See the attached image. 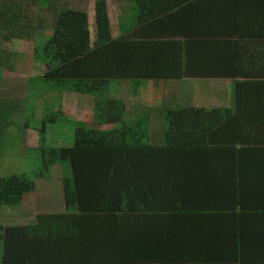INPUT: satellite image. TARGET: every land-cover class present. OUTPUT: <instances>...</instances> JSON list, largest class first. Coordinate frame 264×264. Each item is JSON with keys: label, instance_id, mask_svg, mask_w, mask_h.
Returning a JSON list of instances; mask_svg holds the SVG:
<instances>
[{"label": "trees", "instance_id": "trees-1", "mask_svg": "<svg viewBox=\"0 0 264 264\" xmlns=\"http://www.w3.org/2000/svg\"><path fill=\"white\" fill-rule=\"evenodd\" d=\"M24 1L0 0V41H35L33 70L39 75L32 76L34 80L40 77L58 90L94 97V112L84 120L67 118L60 109L41 120L35 114L29 119V114L25 124L20 115L15 116L18 113L14 98L0 100V159L11 140L12 125L18 145L20 134L27 129L38 132L39 147L35 152L41 158L33 175L0 177V211L4 206L22 205L35 192L36 180L49 178L54 166L63 169L65 209L58 214L39 215L41 227L33 237L28 227H13L11 234L18 235L21 230L19 235L31 243L46 238L50 246L49 263L45 264H71L65 256L71 249L79 250L82 243L65 232L79 218L115 224L121 216L153 215L164 219L169 215L208 213L215 217L235 212L238 194L262 190L259 182H264V140L259 130L246 129L259 115L244 112L248 109L243 105L246 99L239 89L241 84L233 90L235 108L174 106L158 114L151 113V107L134 114L114 87L126 82L128 95L136 98L135 93L146 80L182 78L179 41L139 39L128 34L135 24L160 20L197 0H130L129 15L125 24L120 23L119 34L113 28L108 0H97L96 44L88 10L58 6V0H26L25 12ZM42 11L51 14L50 24H44ZM41 28L49 33L40 38ZM30 83L31 79L29 88ZM11 112L12 123L8 119ZM139 114L142 118L133 121L138 122L135 127L127 125V116L132 119ZM161 120L165 133L162 144L157 145L161 136L158 140L150 130L153 121ZM41 121L42 125L36 127ZM55 123L75 128L74 146L47 147L49 127ZM227 123L234 128L235 145L214 146L213 134ZM253 175L260 177H247ZM212 221L217 230V221ZM0 227V264H27L8 262L7 235L11 230L3 232ZM96 231L105 235L101 226L95 227ZM107 264L127 263L117 258Z\"/></svg>", "mask_w": 264, "mask_h": 264}, {"label": "crops", "instance_id": "crops-1", "mask_svg": "<svg viewBox=\"0 0 264 264\" xmlns=\"http://www.w3.org/2000/svg\"><path fill=\"white\" fill-rule=\"evenodd\" d=\"M253 1L197 0L160 20L132 27L128 35L133 38H168L181 44L182 78L146 80L141 85L162 86V109L235 108L233 90L241 84L238 88L248 109L244 112L259 115L246 129L259 130L260 139L264 140V1ZM24 6L26 12V0ZM108 6L110 10L109 0ZM130 6L126 8L124 3L120 6L122 11L116 15L119 28L121 22L125 24ZM119 28H115V34L120 33ZM97 40L93 37V44ZM30 44L32 41L27 39L0 41V88H3L0 96L2 93L10 96L6 87L18 79L15 77L32 72L33 60L27 50ZM120 85L125 95L119 91V96L129 102L134 114L151 107L148 102L129 96L126 82ZM233 133V126L225 124L213 134V145H235ZM259 184L260 192L248 191L236 196L235 212L215 217L208 213L169 215L164 219L153 215L121 216L115 224L79 218L72 221L71 229L65 234L77 237L81 248L71 249L65 259L71 264H107L108 260L117 258L127 264H264V182ZM212 220L217 221V230ZM99 226L105 230L104 236L95 232ZM9 230L8 262L49 263L50 242L46 238L31 243L19 235L22 229L17 231L18 235H11L13 227Z\"/></svg>", "mask_w": 264, "mask_h": 264}, {"label": "rangeland", "instance_id": "rangeland-1", "mask_svg": "<svg viewBox=\"0 0 264 264\" xmlns=\"http://www.w3.org/2000/svg\"><path fill=\"white\" fill-rule=\"evenodd\" d=\"M96 2L97 0H58V6H71L79 7L86 9L90 12L91 24L93 37L98 39V26H97V17H96ZM110 3V17L112 23H114L113 28L115 30L119 27L117 26L120 20L117 19L116 15L122 10L120 6L123 5L127 8V5H130V0H109ZM42 19L44 24L47 25L51 22V14L45 11L41 12ZM37 22L40 23V12ZM39 37L47 35L49 31L40 29ZM117 31H115L116 33ZM27 50L31 52V60L34 58L35 52V41H32ZM4 53L1 52L3 57ZM20 54H17L19 57ZM21 60L24 61L22 56ZM3 73V71H2ZM39 72L32 69V72L27 75H22L21 77H15L17 80L12 82L11 85H8L6 88L8 90L7 94L0 96L1 99H11L14 98L17 102L15 104L17 113L15 116L20 115L21 121L26 123V120L29 117H33L34 114L37 117V120L43 119L47 114L56 111L62 110L67 118L84 120L90 114L94 112V97L91 95H80L77 93H69L56 89L55 87L49 85L43 81L40 77L36 80L32 76H38ZM32 83H30L29 88V78ZM4 85V83H2ZM124 84V83H123ZM128 84V83H127ZM152 86V87H151ZM118 91H122L123 88L120 85L114 86ZM113 88V87H112ZM3 91V88H0V93ZM123 93V91H122ZM136 94L137 100H144L148 102L151 106V113L156 112L157 114L160 111L164 112L162 109V86L155 85V87L149 83H144L142 87L138 88ZM121 95V94H120ZM123 95H125L123 93ZM93 103V104H92ZM190 105V104H188ZM187 105V106H188ZM133 110V109H132ZM9 120L12 123L13 116L12 112L9 113ZM142 114L138 116L133 115L132 119L129 116L126 117L125 122L131 127H135L138 122L136 119H140ZM136 116V117H135ZM35 117V118H36ZM22 124V123H21ZM42 121L36 123V127H40ZM9 132V137L11 135V140L9 144L7 143L6 150H4V156L0 159V177H8L18 174H30L33 175L38 169L40 163V154L35 152L39 147V135L35 129H27L25 133H21V141L18 145V142L14 141V127ZM152 136H157L158 140L161 141L157 145L162 144V139H164L165 133V124L164 121H156L154 125H151ZM49 136L47 140V147L49 148H65L74 146L75 144V128H72L69 124L64 123H55L53 126L49 127ZM13 139V141H12ZM24 142V143H23ZM23 144V145H22ZM4 146V148L6 147ZM32 149L31 152H29ZM19 153H17V151ZM50 177L45 179L36 180V190L28 198L25 203L20 206H4L0 211V226H3V232H6L7 229H12V227H18V229H23V227H28L29 236L33 237V233L37 235L38 227H41L39 221V215L55 213L58 214L60 211L65 209L64 199H63V186H62V172L63 169L61 166H54L50 170ZM2 175V176H1ZM62 202V205H61ZM59 215H56L57 217ZM41 219V218H40ZM2 232V227H0V233ZM8 237V235H7ZM36 237V236H35Z\"/></svg>", "mask_w": 264, "mask_h": 264}]
</instances>
